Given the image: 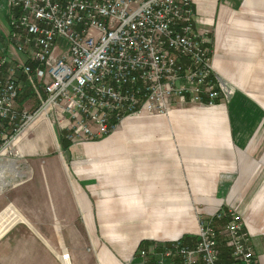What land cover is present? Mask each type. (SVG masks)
I'll return each instance as SVG.
<instances>
[{
	"label": "crops",
	"instance_id": "obj_1",
	"mask_svg": "<svg viewBox=\"0 0 264 264\" xmlns=\"http://www.w3.org/2000/svg\"><path fill=\"white\" fill-rule=\"evenodd\" d=\"M192 6L194 26L209 37L213 104L186 99L165 113L126 115L108 133L75 143L39 116L16 141L21 174L0 189L2 212L11 205L23 216L0 226V264H63L64 240L84 236L106 243L96 252L100 264H157L160 242L229 208L240 211L264 264V0ZM10 13L0 0L4 53L14 51ZM222 221L213 218L216 228ZM164 262L182 264L176 253Z\"/></svg>",
	"mask_w": 264,
	"mask_h": 264
},
{
	"label": "built area",
	"instance_id": "obj_2",
	"mask_svg": "<svg viewBox=\"0 0 264 264\" xmlns=\"http://www.w3.org/2000/svg\"><path fill=\"white\" fill-rule=\"evenodd\" d=\"M8 36L0 54V189L21 174L16 141L44 115L72 143L108 133L126 115L168 112L186 99L213 104L219 94L209 37L194 26L192 0H7ZM24 74L36 106H18ZM9 128V129H6ZM0 209V224L4 219ZM214 217H226L222 229ZM202 218L193 243L174 239L157 264H259L237 208ZM220 233L228 245L222 258Z\"/></svg>",
	"mask_w": 264,
	"mask_h": 264
},
{
	"label": "rangeland",
	"instance_id": "obj_3",
	"mask_svg": "<svg viewBox=\"0 0 264 264\" xmlns=\"http://www.w3.org/2000/svg\"><path fill=\"white\" fill-rule=\"evenodd\" d=\"M211 29L209 28V31ZM3 53V50H0V54ZM8 55V58H9V62H13L16 57H17V53L15 51H7L6 53ZM26 77L24 76V74L22 75L21 77V87H20V90L22 91V94H21V97L18 99L17 98V105L18 106H27V107H34L36 106L35 104L37 103V97L36 95H34V93H30L29 95L26 94L25 92L27 90H29L27 86V84L24 82ZM27 80V78H26ZM28 82V80H27ZM23 84V85H22ZM29 85V83H28ZM26 88V89H25ZM196 104V103H194ZM6 129H9V128H6ZM222 219V217H221ZM223 220L222 222H220V224H222L223 222H225L226 218L223 217ZM219 224V223H218ZM193 234L194 236L191 237L194 239L195 235H196V232L194 231H188L187 234ZM83 234H84V230H83ZM186 234V233H184ZM183 234H180L179 236H176L174 239H181V236ZM188 238V242L186 243H193V242H189V241H192L193 239L191 238ZM223 236L220 235L219 236V239L222 238ZM174 239H172L171 241H174ZM184 242V240H182ZM63 242V241H62ZM223 242V240H222ZM162 242H160L161 244ZM224 245H226V240H224L223 242ZM65 247L67 250L70 251V254H71V264H100L99 263V258L97 256V250L99 251L101 246L102 247H105L107 248V245L106 243L103 241L102 237L99 238L98 242L96 244H93L91 242V238L88 237V236H84L82 239H76V238H72V239H68V240H64V242L62 243V247ZM220 246H221V241H220ZM222 248V246H221ZM61 249V247H60ZM62 264V263H60ZM112 264V263H111ZM121 264H124L122 261H121ZM156 264V263H155Z\"/></svg>",
	"mask_w": 264,
	"mask_h": 264
},
{
	"label": "bare ground",
	"instance_id": "obj_4",
	"mask_svg": "<svg viewBox=\"0 0 264 264\" xmlns=\"http://www.w3.org/2000/svg\"><path fill=\"white\" fill-rule=\"evenodd\" d=\"M2 214L5 220L2 221L3 224L0 225L1 228L9 226L13 223V221L15 222V220L23 218L22 214L18 213L15 207L11 205L8 206L7 210L5 212H2ZM7 228L4 229L7 230ZM62 260H63V264H71V255L67 249H64L63 251Z\"/></svg>",
	"mask_w": 264,
	"mask_h": 264
},
{
	"label": "trees",
	"instance_id": "obj_5",
	"mask_svg": "<svg viewBox=\"0 0 264 264\" xmlns=\"http://www.w3.org/2000/svg\"><path fill=\"white\" fill-rule=\"evenodd\" d=\"M19 77H22V74H19ZM25 81V83L27 84V86L28 87H26V88H28L29 90H27L25 93L26 94H30V93H33V91H31V87H30V85H28V82H27V80H26V78L24 79ZM23 85V84H22ZM25 88V89H26ZM21 94H22V91L20 90V94H19V96H18V99L21 97ZM64 137H65V134H64V131L63 130H61V132H60ZM66 138V137H65ZM69 141V140H68ZM70 142V141H69ZM226 218V217H225ZM193 237L194 235L193 234H183L182 236H181V239L182 240H184V242L186 241V242H188L187 240H188V238L189 237ZM190 237V238H191ZM197 238V234L195 235V237H194V239L193 238H191V239H193L192 241H189V242H193L195 239ZM223 240V242H224V240H225V237L223 236L221 239H220V241H222ZM223 242H222V252L224 253V254H222V258H224V259H228V254H227V252H228V248L226 247V245H224L223 244ZM140 245H141V243H139ZM161 244H159V246L157 247V248H163V246H160Z\"/></svg>",
	"mask_w": 264,
	"mask_h": 264
}]
</instances>
